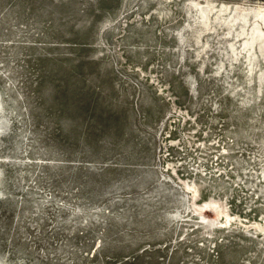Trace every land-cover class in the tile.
Segmentation results:
<instances>
[{"label": "rangeland", "instance_id": "1", "mask_svg": "<svg viewBox=\"0 0 264 264\" xmlns=\"http://www.w3.org/2000/svg\"><path fill=\"white\" fill-rule=\"evenodd\" d=\"M0 108V264H264V0H0Z\"/></svg>", "mask_w": 264, "mask_h": 264}, {"label": "bare ground", "instance_id": "2", "mask_svg": "<svg viewBox=\"0 0 264 264\" xmlns=\"http://www.w3.org/2000/svg\"><path fill=\"white\" fill-rule=\"evenodd\" d=\"M1 110V109H0ZM1 112V111H0ZM1 119V118H0ZM4 119H2V120H0V133L3 131V128H4V126H5V124L3 123L4 121H3ZM0 172H1V170H0ZM228 219V218H227Z\"/></svg>", "mask_w": 264, "mask_h": 264}, {"label": "water", "instance_id": "3", "mask_svg": "<svg viewBox=\"0 0 264 264\" xmlns=\"http://www.w3.org/2000/svg\"><path fill=\"white\" fill-rule=\"evenodd\" d=\"M1 109V108H0Z\"/></svg>", "mask_w": 264, "mask_h": 264}]
</instances>
